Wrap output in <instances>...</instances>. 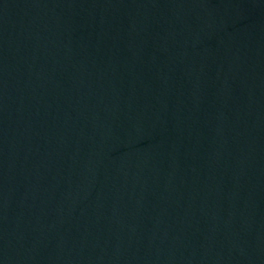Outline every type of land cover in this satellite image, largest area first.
<instances>
[{
	"label": "water",
	"instance_id": "95a60500",
	"mask_svg": "<svg viewBox=\"0 0 264 264\" xmlns=\"http://www.w3.org/2000/svg\"><path fill=\"white\" fill-rule=\"evenodd\" d=\"M50 264H264V29Z\"/></svg>",
	"mask_w": 264,
	"mask_h": 264
}]
</instances>
